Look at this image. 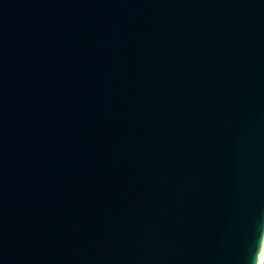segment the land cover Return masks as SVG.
I'll return each mask as SVG.
<instances>
[{"label": "water", "instance_id": "1", "mask_svg": "<svg viewBox=\"0 0 264 264\" xmlns=\"http://www.w3.org/2000/svg\"><path fill=\"white\" fill-rule=\"evenodd\" d=\"M264 0H0V264H259Z\"/></svg>", "mask_w": 264, "mask_h": 264}, {"label": "bare ground", "instance_id": "2", "mask_svg": "<svg viewBox=\"0 0 264 264\" xmlns=\"http://www.w3.org/2000/svg\"><path fill=\"white\" fill-rule=\"evenodd\" d=\"M263 260H264V247H263V251H262V254H261V258H260L259 264H262Z\"/></svg>", "mask_w": 264, "mask_h": 264}, {"label": "rangeland", "instance_id": "3", "mask_svg": "<svg viewBox=\"0 0 264 264\" xmlns=\"http://www.w3.org/2000/svg\"><path fill=\"white\" fill-rule=\"evenodd\" d=\"M262 264H264V260H263V263Z\"/></svg>", "mask_w": 264, "mask_h": 264}]
</instances>
